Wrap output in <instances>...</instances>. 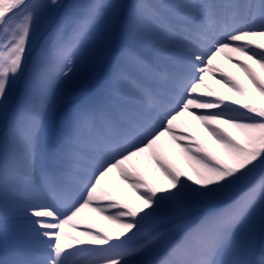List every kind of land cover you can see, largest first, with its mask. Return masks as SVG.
<instances>
[{"label": "snow or ice", "instance_id": "6c2138e0", "mask_svg": "<svg viewBox=\"0 0 264 264\" xmlns=\"http://www.w3.org/2000/svg\"><path fill=\"white\" fill-rule=\"evenodd\" d=\"M0 264H264V0H0Z\"/></svg>", "mask_w": 264, "mask_h": 264}, {"label": "bare ground", "instance_id": "6f19581e", "mask_svg": "<svg viewBox=\"0 0 264 264\" xmlns=\"http://www.w3.org/2000/svg\"><path fill=\"white\" fill-rule=\"evenodd\" d=\"M245 62L251 64L250 61H245ZM217 63L219 64V66L225 68V70H227L232 76H234L237 80H239L245 87H248V82H247L246 78L243 76V74L241 72H239L238 69L232 68L230 65H228L222 59H219L217 61ZM252 68L258 74L260 73L259 68H257L255 65H252ZM208 83L220 94L229 95V96L231 95V93L227 92V89L216 84L213 80L209 79ZM181 121L183 122V124H186L188 126V130L192 132V134L197 138V140L204 143L210 150L219 154L220 150L217 148V146L215 145V143L213 142L211 137H209L207 135V133L204 131V129L199 125V122L193 120L192 117H189V116L182 117ZM180 123L181 122H178V125ZM222 127L226 128V126H223V125H222ZM228 130L232 131L230 129H228ZM164 144L169 149L166 153L168 162L177 166L178 168H180L185 173L190 174V169L185 165L184 157L179 153V150L174 145H172L171 142L167 140V138H165ZM146 161H147V157H145L143 161L137 162L139 164V166L141 167V171L145 170L144 165H145ZM147 171H148V174L151 175L156 180V182L161 183V184H165V185L167 184V182L164 181L162 179V177H160L159 173L150 165L148 166ZM109 182L112 183L113 185H115L118 188L120 195L123 198L129 200L130 203H133V204L139 203V201H137L135 199V194H133L131 192V190H129L127 188L126 185H120L118 183L115 174H113L109 178ZM85 216H93L94 217V214L85 213ZM94 219L96 220V222L100 223L101 226H103V227H111L110 225L107 224L106 221L100 220L99 217H94Z\"/></svg>", "mask_w": 264, "mask_h": 264}, {"label": "rangeland", "instance_id": "374dc122", "mask_svg": "<svg viewBox=\"0 0 264 264\" xmlns=\"http://www.w3.org/2000/svg\"><path fill=\"white\" fill-rule=\"evenodd\" d=\"M65 3L68 2V0H64ZM45 27H47V24H45ZM52 27H55V25H52ZM51 30V29H49ZM35 55V53H33ZM92 82L91 79H89L87 76H82L76 83L75 87L79 89V94L77 98L85 91L86 87Z\"/></svg>", "mask_w": 264, "mask_h": 264}]
</instances>
